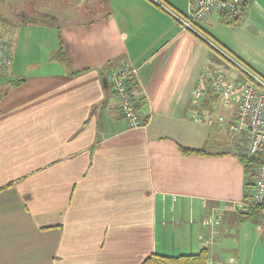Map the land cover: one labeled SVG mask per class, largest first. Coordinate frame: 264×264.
<instances>
[{"label":"crops","instance_id":"1","mask_svg":"<svg viewBox=\"0 0 264 264\" xmlns=\"http://www.w3.org/2000/svg\"><path fill=\"white\" fill-rule=\"evenodd\" d=\"M242 1L239 23L219 14L199 28L264 78V0ZM189 3L81 0L58 19L24 12L3 27L0 264H141L203 248L209 264H264L257 246L247 263L235 246L264 238L260 216L231 211L251 176L228 131L236 107L192 117V90L217 53L165 9L186 14ZM123 64L136 69L137 129L103 85ZM214 103L207 92L204 106ZM207 146L217 154L179 151Z\"/></svg>","mask_w":264,"mask_h":264},{"label":"built area","instance_id":"2","mask_svg":"<svg viewBox=\"0 0 264 264\" xmlns=\"http://www.w3.org/2000/svg\"><path fill=\"white\" fill-rule=\"evenodd\" d=\"M165 9L183 30L196 34L217 53L215 66L204 68L192 90L190 99L192 117L200 121L209 112L216 113L219 109L225 110L234 105L236 110L228 131L238 154L248 158L264 154V78L213 44L199 28L200 23L211 15L224 14L231 21L239 23L245 15L243 1L190 0L186 14ZM10 66V45L0 37V77L9 73ZM232 70L241 78H231L229 71ZM135 74L136 69L123 64L107 77L118 112L130 129L140 128L144 124L140 103L131 89ZM207 92L215 97V103L210 108L204 106ZM217 119L219 123H223V117L219 116ZM249 182L247 193L241 201L231 205V211L253 213L264 220V163L254 167Z\"/></svg>","mask_w":264,"mask_h":264},{"label":"rangeland","instance_id":"3","mask_svg":"<svg viewBox=\"0 0 264 264\" xmlns=\"http://www.w3.org/2000/svg\"><path fill=\"white\" fill-rule=\"evenodd\" d=\"M80 1L81 0H0V32L2 31L3 27L4 29H11V24L9 21L11 18L16 21V16L18 14L29 12L33 15H37L38 17L42 15L48 16L52 20L56 17L58 19L59 17H62L67 11H69L71 3L73 5L76 4V7H79L78 4ZM4 88H6V84H0V92H2ZM239 219L248 220V217L241 216ZM249 223L252 225L251 222ZM252 229H254L253 226ZM235 246L237 249H239V251L237 250V256H241L242 261L247 263L251 254L254 252L255 246H257L258 253H264V238L257 239L254 236L250 239L247 237L243 245H241V248L239 244Z\"/></svg>","mask_w":264,"mask_h":264},{"label":"trees","instance_id":"4","mask_svg":"<svg viewBox=\"0 0 264 264\" xmlns=\"http://www.w3.org/2000/svg\"><path fill=\"white\" fill-rule=\"evenodd\" d=\"M179 151L184 156H209L217 154V152L213 151L212 147L208 146L199 150L179 147ZM239 161L244 166L248 175H251L255 166L264 163V154H258L252 158L239 156ZM247 188H249L248 184ZM251 215L252 213L243 214L244 217L248 218ZM141 264H209V251L208 249L203 248L197 254L178 257H166L158 254H151L145 258Z\"/></svg>","mask_w":264,"mask_h":264},{"label":"water","instance_id":"5","mask_svg":"<svg viewBox=\"0 0 264 264\" xmlns=\"http://www.w3.org/2000/svg\"><path fill=\"white\" fill-rule=\"evenodd\" d=\"M103 85H104V87H107V80L106 79L103 80Z\"/></svg>","mask_w":264,"mask_h":264}]
</instances>
